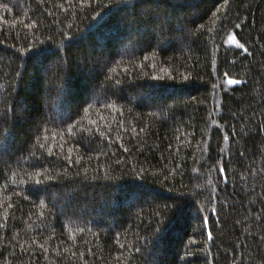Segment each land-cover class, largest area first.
Segmentation results:
<instances>
[{
	"label": "trees",
	"instance_id": "16d2710c",
	"mask_svg": "<svg viewBox=\"0 0 264 264\" xmlns=\"http://www.w3.org/2000/svg\"><path fill=\"white\" fill-rule=\"evenodd\" d=\"M0 264H264V0H0Z\"/></svg>",
	"mask_w": 264,
	"mask_h": 264
},
{
	"label": "snow or ice",
	"instance_id": "6c2138e0",
	"mask_svg": "<svg viewBox=\"0 0 264 264\" xmlns=\"http://www.w3.org/2000/svg\"><path fill=\"white\" fill-rule=\"evenodd\" d=\"M241 47H243V45H241ZM228 83H229V84H232V83H234V81L229 80ZM225 139H227V137H225ZM153 219H155V217H154Z\"/></svg>",
	"mask_w": 264,
	"mask_h": 264
},
{
	"label": "rangeland",
	"instance_id": "374dc122",
	"mask_svg": "<svg viewBox=\"0 0 264 264\" xmlns=\"http://www.w3.org/2000/svg\"><path fill=\"white\" fill-rule=\"evenodd\" d=\"M131 35V34H130ZM178 46L180 45V43H179V41H178V44H177ZM105 217H107L106 215H105ZM105 221L107 222V223H109L110 221H108V219L106 218L105 219Z\"/></svg>",
	"mask_w": 264,
	"mask_h": 264
}]
</instances>
